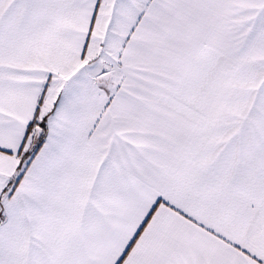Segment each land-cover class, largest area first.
<instances>
[{
	"label": "snow or ice",
	"instance_id": "6c2138e0",
	"mask_svg": "<svg viewBox=\"0 0 264 264\" xmlns=\"http://www.w3.org/2000/svg\"><path fill=\"white\" fill-rule=\"evenodd\" d=\"M0 264H264V0H0Z\"/></svg>",
	"mask_w": 264,
	"mask_h": 264
}]
</instances>
